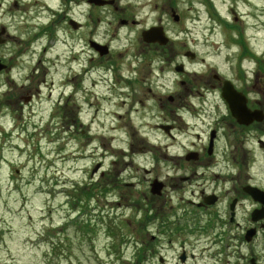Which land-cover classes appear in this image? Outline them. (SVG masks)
Segmentation results:
<instances>
[{
  "label": "flooded vegetation",
  "instance_id": "obj_1",
  "mask_svg": "<svg viewBox=\"0 0 264 264\" xmlns=\"http://www.w3.org/2000/svg\"><path fill=\"white\" fill-rule=\"evenodd\" d=\"M104 1L112 3L5 0L6 8L0 10V141L10 142L28 128L67 129L76 137L73 130L78 126L88 128L89 140L94 121L88 122L85 116L93 109V64L105 62L107 66L99 68L108 77H100L105 87L109 86L108 94L97 101H117L119 108L128 107L124 114L115 113L117 122L125 117L129 121L120 128V139L126 146L123 154L132 155L135 143L159 148V142L150 140L153 135L169 143L164 159L173 163L169 166L175 173L168 176L172 183H162V195H151L152 200L159 202L168 190L190 192L187 204L191 210H184L181 216L188 218L195 211L196 217L186 220L177 231L196 232L202 253L208 251L214 264H264V41L258 38L264 28V3L202 0L201 5L210 13L203 31L208 30L209 37L216 36L211 42L216 48L214 64L203 53L192 56L187 43L181 51L170 53L167 47L174 41L163 24H154L139 35L135 54L124 57L116 69L115 54L121 52L113 46L114 39L106 41L97 31L99 16L117 18L118 27L113 32L119 35L121 30L139 25L132 8L154 10L157 0ZM171 3L169 0L168 7ZM241 6L248 7L249 13H242ZM170 13L179 23L175 10L170 9ZM152 28H162L168 38L166 45L144 40V32ZM195 60L198 71L191 67ZM210 71L214 74L207 79ZM195 120L209 126L207 135L196 130ZM181 136L192 139L190 146L180 143L185 152L172 154L168 147L179 143ZM220 155L223 160H218ZM220 163L228 172L211 176L228 175L229 188H211L206 182L192 184ZM96 169L94 175L104 180L108 172L104 164L98 161L92 172ZM190 169L194 171L188 176ZM119 180L134 187L123 178L110 181L112 187L119 185ZM164 204L163 208L152 204L149 210L151 225L157 228L151 242L157 248L165 246L161 243L164 239L172 242V216L167 215ZM182 254L183 264L194 258L185 250L179 258Z\"/></svg>",
  "mask_w": 264,
  "mask_h": 264
},
{
  "label": "rangeland",
  "instance_id": "obj_2",
  "mask_svg": "<svg viewBox=\"0 0 264 264\" xmlns=\"http://www.w3.org/2000/svg\"><path fill=\"white\" fill-rule=\"evenodd\" d=\"M168 1L157 0L158 7L154 10L152 7L151 10L131 7L139 25L121 30L119 35L113 32L118 27L117 18L99 16L101 23L97 24V31L105 35L106 41L114 39L113 46L121 52L115 54L116 69L124 57L135 54L139 35L154 24H163L174 41L167 47L171 48L170 53L181 51L183 43H187L193 52L203 53L212 60L210 64H214L216 48L211 42L216 36L209 37L208 30L203 31L208 26L210 13L201 5L202 0H170L171 8ZM126 2L124 0L123 4ZM0 3V10L5 9V0ZM263 3L258 0V5ZM170 9L180 16L179 23L171 18ZM240 10L249 13L248 7L241 6ZM13 33L18 35L15 31ZM219 35L224 39L222 32ZM258 38L264 41V28ZM94 62L90 83L93 84L90 91L93 109L85 116L88 122L94 121L89 140L88 128L78 126L73 130L76 137L67 129L28 128L22 135H14L10 142L0 141V264H183L179 259L182 250L188 257L194 255L186 264H214L208 251L202 253L196 232L177 231V228H183L186 220L196 217L195 211H191L188 218L181 216L184 210H191L187 204L190 192L168 190L166 197L156 203L149 193V186L172 183L168 176L175 173L169 166L173 163L164 159L169 143L153 135L150 140L159 142V148L135 143L132 155L123 154L126 146L120 139V128L129 121L125 117L117 122L115 113L124 114L128 107L119 108L117 101L98 103L99 96L108 94L109 86L105 87L100 78L107 80L108 77L103 75V68H99L107 64ZM196 62L191 65L194 71L199 70ZM79 67L77 65L78 70ZM213 74V71L208 72L206 78L211 79ZM95 80L99 81L96 86ZM195 121L196 130L207 135L209 126ZM191 141V138L181 136L179 143L170 142L172 145L168 151L180 155L185 152L180 143L190 146ZM218 160H223L222 155ZM98 161L108 171L104 180L99 174L91 177ZM221 165L223 163L207 170L192 184L206 182L211 188H229L228 175L211 176L212 173L228 172V168L224 171ZM145 170L149 173L146 174ZM193 171L190 169L187 175H192ZM118 178L130 181L134 187L122 185L121 179L119 185L112 187L110 181ZM107 189L109 192L103 194L102 191ZM162 191L152 196H161ZM122 195L125 197L120 199ZM151 203L157 208H163L165 203L167 215L172 216L170 222L173 225L169 228L172 242L164 239L161 243L165 246L159 245L158 248L151 242L157 228L144 221L145 213L150 214ZM190 226L196 227L192 223ZM142 246L149 247V252L141 253L144 259L139 263L137 252ZM154 249L157 250L155 253L151 251ZM160 258L164 259L163 263Z\"/></svg>",
  "mask_w": 264,
  "mask_h": 264
},
{
  "label": "water",
  "instance_id": "obj_3",
  "mask_svg": "<svg viewBox=\"0 0 264 264\" xmlns=\"http://www.w3.org/2000/svg\"><path fill=\"white\" fill-rule=\"evenodd\" d=\"M94 3L97 5H105V4H109L112 2H107L104 0H94ZM174 19L178 20V17L174 16ZM143 37H144V40L149 43L158 42L160 45H166L168 43V38L164 36L162 28H152L151 30L144 32ZM96 171L97 169L94 170L93 174ZM161 189H162V186L160 184H158L157 186L155 185L154 187H152V193L159 194ZM181 261L182 262L185 261L184 256L181 257Z\"/></svg>",
  "mask_w": 264,
  "mask_h": 264
},
{
  "label": "trees",
  "instance_id": "obj_4",
  "mask_svg": "<svg viewBox=\"0 0 264 264\" xmlns=\"http://www.w3.org/2000/svg\"><path fill=\"white\" fill-rule=\"evenodd\" d=\"M106 192H104V191H102V193L104 194V193H108L109 191H108V189L107 190H105ZM88 193V192H87ZM88 196H90V192L88 193ZM92 197V196H91ZM149 218V217H148ZM151 221V220H150ZM146 222H148V224H150V222H149V220L148 221H146ZM148 249H149V247H143L142 246V248L141 249H139L138 250V254H137V259H138V262L140 263L141 261H143V259H144V255H142L141 253H148L149 251H148ZM143 263V262H142Z\"/></svg>",
  "mask_w": 264,
  "mask_h": 264
}]
</instances>
